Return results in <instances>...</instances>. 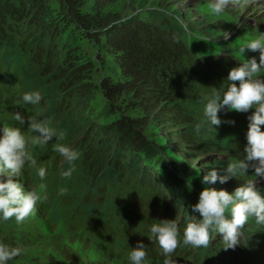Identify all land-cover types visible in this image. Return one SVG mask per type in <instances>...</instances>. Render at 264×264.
<instances>
[{
	"label": "trees",
	"instance_id": "1",
	"mask_svg": "<svg viewBox=\"0 0 264 264\" xmlns=\"http://www.w3.org/2000/svg\"><path fill=\"white\" fill-rule=\"evenodd\" d=\"M118 1L57 0V6L51 8L49 0H0L1 84L8 91L22 83L28 92L38 91L42 97L38 119L51 117V126L65 133L59 143L81 154L70 178L60 175L69 164L63 166L59 154V167L52 174L59 192L66 188L68 197L66 205L59 202V208L68 213L76 206H85L87 197L94 205L87 207L90 211L95 212V206L115 210L141 226L169 218L177 223L183 241L187 223L193 216L200 219L182 210L180 201L165 205V198L157 193L156 165L152 164L157 150L145 131L150 126L156 128L179 151L180 159L165 161L164 172L171 178L190 179L192 187L185 186L187 201L188 195L195 198L206 188L232 193L240 187L237 176L239 181L232 178L198 189L196 172L188 175L184 164L185 159L196 160L195 147L203 145L204 137L206 147L225 153V163L233 161L231 154L236 150L230 140H223L204 115V98L212 96L213 88L223 89L230 52L225 58L209 54L205 62L195 51L192 43L198 31L215 18L209 5L200 0L185 8L177 7V0H133L138 11L124 18L106 11ZM88 2L91 6L86 9ZM59 6L61 17L73 29L67 37L61 29L64 24L59 28V17L52 16L59 12ZM217 31L215 23L213 33ZM80 37L96 42L101 56L95 63L113 74L101 78L96 86L105 101L103 116H113L107 125L91 120L95 87L90 73L95 65L76 50ZM229 42L230 38L225 54L232 49ZM117 103L132 115L115 111ZM202 122L197 132L196 125ZM225 167L221 160L199 164L206 174L217 168L222 175ZM149 208L157 214L153 216ZM3 221L0 223L9 226ZM241 232V244L235 249L225 251L222 235L217 233L207 248L185 247L181 241L173 256L186 264H264V225L249 218Z\"/></svg>",
	"mask_w": 264,
	"mask_h": 264
},
{
	"label": "clouds",
	"instance_id": "2",
	"mask_svg": "<svg viewBox=\"0 0 264 264\" xmlns=\"http://www.w3.org/2000/svg\"><path fill=\"white\" fill-rule=\"evenodd\" d=\"M249 0H212L210 10L219 15L230 5L244 6ZM231 33H225L227 40ZM259 52V62L255 57L245 59L239 65L230 70L227 77L229 81L227 90L221 93L219 89L213 88V94L205 97L207 101L204 115L207 123L215 129L222 123L235 124V121H222L218 113L228 109L237 113H247L255 109L248 117V131L246 133L247 145L244 148L243 159L235 160L222 169L219 174L217 168L204 177L206 183L224 184L238 175H247L248 170H254V177H264V79L258 77V73L264 71V34L251 39L239 48V53L244 57L245 52ZM238 85V86H237ZM41 94L38 91L26 92L22 100L31 105L41 102ZM36 116L25 120L19 113H15L14 119L21 125L27 124L29 132L35 135L26 136L19 127L5 126L0 136V177H7L6 182L0 181V217L8 221L15 218L17 224H22L36 212V205L47 199L45 194L46 185L41 183L37 188L25 190L24 185L14 181L19 177L27 164L36 167L37 160L34 158L30 146H46L53 138L63 140L65 133L57 132L52 127V118L38 119ZM203 123L196 125L199 132ZM54 151L58 152L64 161L69 164L67 170H62V178H70L75 171V162L80 159V152L73 148L56 143ZM40 180L46 177V169H38ZM67 193L66 188H61V196ZM193 212H198L202 219L192 217L183 232V245L193 248H207L211 244L212 233L222 235L224 250L235 249L241 243L243 233L241 229L248 223L249 218H255L257 225H264V195L256 188V179L249 180L235 189L233 193L226 190L204 189L198 199V203L192 206ZM230 215V218H229ZM152 237L155 238L163 255L166 257L163 264H177L171 259L172 254L181 245L180 231L175 220H164L154 223L150 227ZM23 249L11 247L0 242V264L21 255ZM148 256L146 245L138 242L130 252L132 264H145Z\"/></svg>",
	"mask_w": 264,
	"mask_h": 264
},
{
	"label": "rangeland",
	"instance_id": "3",
	"mask_svg": "<svg viewBox=\"0 0 264 264\" xmlns=\"http://www.w3.org/2000/svg\"><path fill=\"white\" fill-rule=\"evenodd\" d=\"M50 7H56L57 6V0H49ZM193 1L195 0H177V7H184L186 5H192ZM88 6L86 9L90 8L91 2L87 3ZM107 12L110 13H117L120 15V17L124 18L129 15H133L138 11L137 2H134L133 0H120L110 7L107 8ZM214 18V22L216 23V26L218 27V30L220 32L213 33V26H215V23L212 21L206 23L202 27V32L198 31V36L195 38V42L192 43L195 51L202 57L207 58L209 57V54H217L221 50L226 49V40L224 39L225 33H231L232 38H230L229 45L230 47L240 56L239 48L243 46L246 42L250 41L253 38L258 37L260 34H264V0H249V3L244 6H232L230 5L227 9H225L224 12L220 13L219 15L212 14ZM53 17H59V28L62 24H64L61 29H65V37L68 36V34L73 33V29L70 28L64 21V19L61 17V9L59 6V12H55L52 14ZM196 18L199 16L195 15ZM200 18H202L200 16ZM222 28V29H220ZM206 31V32H205ZM76 50L81 53V55H84L85 60L89 61V63L94 66L95 69L92 73H90V81L93 83L94 88V99L91 101V109L93 111L91 115V120L96 119V123L98 125H107L113 120V116L110 118H105L103 116V108L105 105V101L101 95V92L96 87L98 85V81L105 77V76H111L113 77V74L108 73L105 70H100L98 64L95 63L98 55L100 54L99 46L96 44V42L93 39L88 38H78L77 42L75 44ZM230 49V48H229ZM230 51V50H229ZM255 56L259 57V52H251L247 51L244 54V57L246 56ZM223 58V57H221ZM206 62V59L204 60ZM115 111H117L119 114H129L132 115L131 112L126 111V108L123 107L121 103H117L115 106ZM39 117V116H38ZM58 125V123H57ZM21 131L26 135H35L34 133H30L28 126H23L21 128ZM146 135L150 137V141H153L157 150V155H154L152 158L154 165H156L155 170L153 173L157 177V182L154 184H157L158 187H155L158 194H160L162 197L165 198V205H172L177 204V202H181V209H187L189 210V213L191 216L194 214L198 215L199 219H202L200 214L198 212L192 211V206L196 205L198 203L199 196L197 197H191V195H188L187 197L189 200L185 198V193L187 192L185 189L186 187H192L188 182L189 178L184 177V179L175 177L171 178L164 172V164L165 161L169 159L178 160L180 159L179 151L172 147L165 136H162L157 132V129L154 127H148L146 129ZM82 136V132L79 136V138ZM74 141V140H73ZM70 144L71 141L69 140ZM56 143H59L58 138H53L51 142H49L46 146L41 147L43 149L42 151V165H45L49 163L50 161L55 165H59V153L54 151V145ZM204 144L207 145V142L205 140V137L203 138V145L197 146L195 157L196 160L192 159H185V169H187V174L190 175L194 171L195 177L197 178L196 185L198 186V189H204L207 187V183L204 182V177L207 175L204 171H202L199 168V164L203 162L204 160H209V162L213 161H222L224 166H227L228 163H225L223 161L225 157V153L220 150L219 148H208ZM203 149V150H202ZM159 151H162V156L159 154ZM203 154L199 155V152ZM198 155V156H197ZM65 164L64 158H63V166ZM62 166V167H63ZM199 171H196V170ZM259 181L261 179L259 178H253L252 180ZM7 177H0V181L6 182ZM247 181L240 182V186H242ZM56 184V193L59 197V183L57 180H55ZM129 190V187H126ZM140 191H144V189H140ZM233 193V192H232ZM201 194V192H200ZM231 194V193H230ZM149 196L154 197L157 195H154L153 193H148ZM141 199V197H139ZM151 214L156 215V211L149 208ZM58 218V225H59V213L56 215ZM180 218V217H179ZM23 232L30 238L35 237L36 235L40 234V229L37 225H28L23 229ZM217 233L212 234V237H215ZM63 253L69 254V251L67 249L61 250ZM34 254L32 250H23L21 255L12 259L11 261H8L7 264H34L33 263Z\"/></svg>",
	"mask_w": 264,
	"mask_h": 264
},
{
	"label": "bare ground",
	"instance_id": "4",
	"mask_svg": "<svg viewBox=\"0 0 264 264\" xmlns=\"http://www.w3.org/2000/svg\"><path fill=\"white\" fill-rule=\"evenodd\" d=\"M198 57V56H197ZM201 57V56H200ZM0 100H1V98H0Z\"/></svg>",
	"mask_w": 264,
	"mask_h": 264
}]
</instances>
